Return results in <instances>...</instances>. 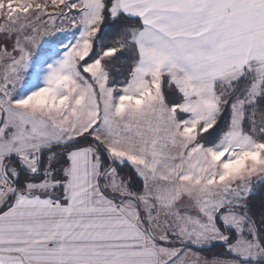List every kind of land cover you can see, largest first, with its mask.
I'll return each instance as SVG.
<instances>
[{"label":"snow or ice","instance_id":"snow-or-ice-1","mask_svg":"<svg viewBox=\"0 0 264 264\" xmlns=\"http://www.w3.org/2000/svg\"><path fill=\"white\" fill-rule=\"evenodd\" d=\"M0 264H264V0H0Z\"/></svg>","mask_w":264,"mask_h":264}]
</instances>
